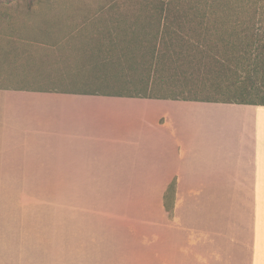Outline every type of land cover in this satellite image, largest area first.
Returning <instances> with one entry per match:
<instances>
[{"label": "crops", "instance_id": "0c3cea01", "mask_svg": "<svg viewBox=\"0 0 264 264\" xmlns=\"http://www.w3.org/2000/svg\"><path fill=\"white\" fill-rule=\"evenodd\" d=\"M58 190L63 254L264 264V105L0 90V264H54Z\"/></svg>", "mask_w": 264, "mask_h": 264}, {"label": "rangeland", "instance_id": "374dc122", "mask_svg": "<svg viewBox=\"0 0 264 264\" xmlns=\"http://www.w3.org/2000/svg\"><path fill=\"white\" fill-rule=\"evenodd\" d=\"M139 1L0 0V90L127 94L141 91L152 79L160 82L161 79L153 77L147 60L139 51L122 54L105 49L110 42L120 41L118 34L109 30L116 17L128 21L133 13L142 16L141 10H130L134 4L143 6ZM186 68L192 71L194 67ZM173 69L164 73L165 81H171L167 74ZM232 83V77L225 76L219 91L207 89L201 95L238 100L237 93H241L240 88L246 85V80ZM249 92L252 93L247 99L264 100L263 89ZM53 197L54 207L46 208V213L54 221L52 225L56 232L54 264H140L142 251L136 238L130 249L132 258L127 256L131 262H126L128 260L120 254L113 256L104 251L94 254L92 249H87L85 254H63L60 191H54ZM152 247H155V236L149 239L147 249L150 264H155Z\"/></svg>", "mask_w": 264, "mask_h": 264}, {"label": "trees", "instance_id": "16d2710c", "mask_svg": "<svg viewBox=\"0 0 264 264\" xmlns=\"http://www.w3.org/2000/svg\"><path fill=\"white\" fill-rule=\"evenodd\" d=\"M139 2L143 6L134 4L130 10H141L142 16L133 13L128 21L116 17L109 30H114L120 41L110 42L105 49L122 54L139 51L147 60L153 77L161 80L152 79L149 85L134 93L100 94L264 105V100L246 98L252 93H247L248 90H264V0ZM186 66L194 68L189 71ZM172 67V72L167 74L171 81H165L164 73ZM225 76L232 77V84L246 80L241 93H237L240 99L201 95L207 89L219 91ZM168 190L174 192V183Z\"/></svg>", "mask_w": 264, "mask_h": 264}]
</instances>
